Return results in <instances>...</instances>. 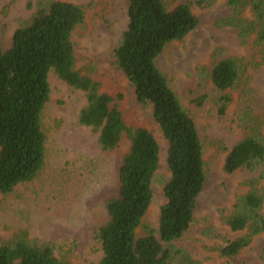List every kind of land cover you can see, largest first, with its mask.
Instances as JSON below:
<instances>
[{
    "label": "trees",
    "instance_id": "trees-1",
    "mask_svg": "<svg viewBox=\"0 0 264 264\" xmlns=\"http://www.w3.org/2000/svg\"><path fill=\"white\" fill-rule=\"evenodd\" d=\"M127 2L128 25L114 50V64L133 85L136 101L152 106V118L168 142L170 179L164 185L166 201L160 208L158 226L147 227L144 220L153 202L159 142L146 126L127 121L119 103L122 95L103 91L100 80L77 68L72 36L84 22L85 10L68 1H40L31 21L14 31L12 46L4 50L0 42V193L9 194L19 184L32 181L45 164L43 112L53 71L67 85L84 92L86 104L79 111L78 122L98 134L104 152L119 149L124 141L128 144L120 157L117 193L106 202L108 220L96 231L100 264H195L174 242L195 220L207 180L204 144L195 119L157 59L169 44L194 31L199 19L186 2L171 10L164 0ZM228 4L233 13L218 19L217 24L237 28L244 43L250 38L253 52L247 65V57L238 55L216 60L208 72L211 92L192 100L202 107L212 97L221 115L232 101L227 91L242 81L250 66L264 65V0H230ZM243 105L239 120L247 134L226 149L223 170L233 174L247 169L254 175L246 180L248 190L237 196L233 212L224 217L231 231H246L219 248L221 255L229 257L264 232V114H257L250 104ZM143 227L146 233L140 235ZM0 264L68 263L51 245L20 234L0 244Z\"/></svg>",
    "mask_w": 264,
    "mask_h": 264
},
{
    "label": "rangeland",
    "instance_id": "rangeland-1",
    "mask_svg": "<svg viewBox=\"0 0 264 264\" xmlns=\"http://www.w3.org/2000/svg\"><path fill=\"white\" fill-rule=\"evenodd\" d=\"M42 0H0V42L12 46L14 31L31 21ZM47 1V0H44ZM80 5L85 20L73 32L77 68L100 80L103 91L123 96L120 108L128 122L149 128L160 145V164L153 183V202L144 220L147 227L159 224L165 203L164 185L170 179L167 166L168 142L152 118V106L135 99L134 87L114 64V50L128 25L127 0H62ZM230 0H164L169 10L189 3L198 17L197 28L184 40L169 44L157 59L159 68L196 121L204 144L207 180L198 199L195 220L185 235L174 242L195 264H264V232L235 256H223L219 248L243 236L231 231L224 217L234 209L237 196L248 190L247 169L233 174L223 170L230 149L247 131L239 120L243 103L264 114V65L249 67L242 81L227 91L232 98L225 114L208 97L202 107L193 99L209 94L208 72L221 58L252 54L250 38L244 43L238 29L217 24L230 16ZM252 18V12L246 11ZM249 84L245 82L249 79ZM50 98L43 112L46 159L42 170L30 182L21 183L9 194L0 193V244L25 234L42 245H51L68 264H100L102 252L96 231L108 220L106 202L118 190V168L126 141L113 152H104L98 134L78 122L86 104L83 91L73 89L52 71ZM264 213V209H263ZM146 230L141 228L140 235ZM173 264H184L176 261Z\"/></svg>",
    "mask_w": 264,
    "mask_h": 264
}]
</instances>
